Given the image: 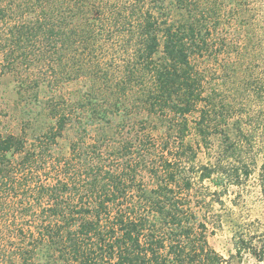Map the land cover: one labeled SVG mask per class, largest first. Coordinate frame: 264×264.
Here are the masks:
<instances>
[{
    "label": "trees",
    "instance_id": "16d2710c",
    "mask_svg": "<svg viewBox=\"0 0 264 264\" xmlns=\"http://www.w3.org/2000/svg\"><path fill=\"white\" fill-rule=\"evenodd\" d=\"M165 1L0 0L2 66L20 88L89 81L73 102L47 97L52 124L34 145L0 132V213L24 197L28 217L13 236L0 226V264L222 263L191 191L239 185L242 154L264 147V0H168L173 20ZM79 110L107 127L132 115L109 162L83 141L53 156ZM190 130L205 149L220 140L207 166H195ZM234 245L264 264V240L234 234Z\"/></svg>",
    "mask_w": 264,
    "mask_h": 264
},
{
    "label": "rangeland",
    "instance_id": "374dc122",
    "mask_svg": "<svg viewBox=\"0 0 264 264\" xmlns=\"http://www.w3.org/2000/svg\"><path fill=\"white\" fill-rule=\"evenodd\" d=\"M168 3V0L165 1V6L170 12V19L173 20L177 18L178 13ZM229 28L225 27L223 32L231 36L233 32H230ZM210 63L215 62L211 59ZM88 84V79L79 78L62 81L59 85L52 86L51 90L50 87L42 86L41 89L24 91L19 87L16 77L4 70L0 55V132L22 135L29 146L34 145L35 138L52 124L44 114V102L47 97L60 95L67 101L73 102L88 91ZM225 86H222V89L226 88ZM101 100L99 104L105 106ZM251 117L255 116L251 115ZM113 121L111 127L110 125L107 127L95 119L90 111L79 110L52 147L53 156L67 157L70 144L74 141H83L89 147L99 144L106 162H109L107 156L112 146H117L121 140L132 136V115L124 123H121L118 117ZM246 121L248 118L243 119V122ZM232 124H234L233 120L229 123L232 128L230 133L235 132ZM102 130L108 132L107 135L105 134L107 138L102 139ZM158 131L160 130H152L153 136H156ZM187 140L196 152V168L210 164L219 150L218 138L212 139L209 149L198 146L199 141L193 130H190ZM242 155L243 161L249 166L250 175L239 185L227 184L217 187L209 181H204L196 182L191 191L192 199L199 202L203 214L209 218L208 233L211 234L208 236V242L222 257L221 264H263L256 261L248 252L238 255L234 245V234H245L257 241L264 240V195L261 193L259 180L260 168L264 163V147L257 142L252 149L247 148ZM25 202L27 199L24 197H13L5 206V210L0 213L1 231L3 230L5 235L13 236L14 230L26 225L28 217L23 209Z\"/></svg>",
    "mask_w": 264,
    "mask_h": 264
}]
</instances>
